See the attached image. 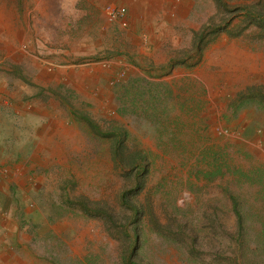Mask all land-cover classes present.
Wrapping results in <instances>:
<instances>
[{
    "label": "rangeland",
    "instance_id": "rangeland-1",
    "mask_svg": "<svg viewBox=\"0 0 264 264\" xmlns=\"http://www.w3.org/2000/svg\"><path fill=\"white\" fill-rule=\"evenodd\" d=\"M0 264H264V0H0Z\"/></svg>",
    "mask_w": 264,
    "mask_h": 264
},
{
    "label": "built area",
    "instance_id": "built-area-1",
    "mask_svg": "<svg viewBox=\"0 0 264 264\" xmlns=\"http://www.w3.org/2000/svg\"><path fill=\"white\" fill-rule=\"evenodd\" d=\"M106 13L111 21H117L125 25L126 10L124 7L108 6Z\"/></svg>",
    "mask_w": 264,
    "mask_h": 264
},
{
    "label": "clouds",
    "instance_id": "clouds-1",
    "mask_svg": "<svg viewBox=\"0 0 264 264\" xmlns=\"http://www.w3.org/2000/svg\"><path fill=\"white\" fill-rule=\"evenodd\" d=\"M113 7V6H112ZM107 9V8H106Z\"/></svg>",
    "mask_w": 264,
    "mask_h": 264
}]
</instances>
